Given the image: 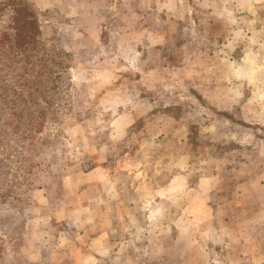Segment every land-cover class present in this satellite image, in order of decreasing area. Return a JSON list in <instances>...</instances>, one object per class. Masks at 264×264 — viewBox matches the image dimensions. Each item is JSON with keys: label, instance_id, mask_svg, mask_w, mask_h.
Here are the masks:
<instances>
[{"label": "rangeland", "instance_id": "rangeland-1", "mask_svg": "<svg viewBox=\"0 0 264 264\" xmlns=\"http://www.w3.org/2000/svg\"><path fill=\"white\" fill-rule=\"evenodd\" d=\"M0 264H264V0H0Z\"/></svg>", "mask_w": 264, "mask_h": 264}, {"label": "trees", "instance_id": "trees-1", "mask_svg": "<svg viewBox=\"0 0 264 264\" xmlns=\"http://www.w3.org/2000/svg\"><path fill=\"white\" fill-rule=\"evenodd\" d=\"M27 64H31V66L29 67H27L28 68V70H31V71H33V68H34V62L33 63H26L25 62V66H27ZM46 65V62H44V63H42V65H41V67L43 68L44 66ZM35 69V68H34ZM30 71H28V73H29ZM43 75H44V72H40V76H41V78H43ZM44 85L46 86V85H48V81L47 82H45L44 83ZM19 109V112H20V114L19 113H15V116H17V117H19V116H21L23 113H25L26 112V109H28L27 107H25V106H19L18 107ZM26 116H29L28 114L26 115ZM42 116V115H41ZM39 121H37V123H38ZM39 124V123H38Z\"/></svg>", "mask_w": 264, "mask_h": 264}]
</instances>
